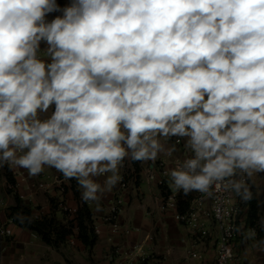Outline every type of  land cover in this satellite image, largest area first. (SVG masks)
Returning <instances> with one entry per match:
<instances>
[{
  "label": "clouds",
  "instance_id": "1",
  "mask_svg": "<svg viewBox=\"0 0 264 264\" xmlns=\"http://www.w3.org/2000/svg\"><path fill=\"white\" fill-rule=\"evenodd\" d=\"M172 138L189 152L169 174L176 191L253 199L264 0H0V167L48 166L92 201L90 176L111 172V191L126 157L152 169Z\"/></svg>",
  "mask_w": 264,
  "mask_h": 264
},
{
  "label": "crops",
  "instance_id": "2",
  "mask_svg": "<svg viewBox=\"0 0 264 264\" xmlns=\"http://www.w3.org/2000/svg\"><path fill=\"white\" fill-rule=\"evenodd\" d=\"M63 5L67 0H59ZM174 144L173 139L167 142L165 147ZM183 147L177 146V151L172 157L165 153H159L155 167L160 161H165L169 168L173 159L182 156ZM150 161H142L140 170L131 162V157H126L118 166L117 174L126 177V186L122 187L120 181L109 186L106 181L112 175L111 172L99 176H90L93 182L98 183L96 200L84 201L82 199L85 188L78 185L76 179L65 182V201L70 207H80L90 214L92 226L99 227L102 234L97 237L93 247H86L77 237L76 246L68 243L53 247L47 245L41 237L17 224L13 226V237L0 243V264H143L139 261L131 263L129 254H145L150 256V264H202L207 260L213 263V251L216 235L208 239H195L191 232L180 225L172 212L160 211L161 191L154 180L147 176ZM13 182H10L5 170L0 172V219L5 220L18 202L30 210L32 217L37 221L48 218L59 226H66L68 218L53 206L57 190L49 193L40 190V184L50 185L55 178L63 179L62 174L53 168L45 166L44 171L35 176H29L26 169L10 167L6 163ZM23 173L24 182H20L18 174ZM130 177L132 178L131 180ZM21 183L15 193L8 190V185ZM250 184L256 190L257 201H264V175H253ZM190 192L184 199H189L197 194ZM117 197L122 200V213L119 225L126 230L124 235H113L110 226L106 222L110 214V204ZM258 204V203H257ZM99 206V211H97ZM260 222L264 218V203L257 206ZM73 225V223L71 224ZM73 225V232H74ZM259 233L257 236L250 234V227H241L243 235L235 242V250L240 259V264H264V230L261 223L255 225ZM193 250L194 257L189 258L187 251ZM202 258V259H200ZM145 264V263H144Z\"/></svg>",
  "mask_w": 264,
  "mask_h": 264
},
{
  "label": "built area",
  "instance_id": "3",
  "mask_svg": "<svg viewBox=\"0 0 264 264\" xmlns=\"http://www.w3.org/2000/svg\"><path fill=\"white\" fill-rule=\"evenodd\" d=\"M173 142L177 146H182V156L173 159L172 167L165 161H160L156 167L147 170V176L149 178L154 177L157 187L161 191L160 211L164 214L172 212L175 220L187 228L193 238L195 239H208L213 234L216 235V242L213 251V263L219 264L220 258L225 254V248H231V257L225 258L223 264H240V259L237 256L235 250V242L241 237V227L249 226L250 234L253 231L257 236L259 233L258 228L249 225V207L247 203L243 202L240 196L234 189L229 188L227 193L222 189L221 191H213L211 197L206 194L197 193L192 199L184 200L182 197L183 189L176 191L170 184H173L170 177V172L177 166V162H182L183 159L189 155V152L184 148V142L177 141V138H172ZM10 167H15L10 165ZM20 182H24L25 178L23 173L18 174ZM257 175V174H253ZM252 178V177H251ZM132 178L130 177L129 180ZM227 179V178H226ZM232 179L239 180L241 175H237ZM247 181V178L245 177ZM250 181V180H249ZM121 186H126V177H122L120 180ZM21 183H12L8 185V190L15 193ZM214 188V185L212 186ZM40 190L48 191L49 193L57 190V195L54 198L53 206L57 211L66 215L69 223L75 225L74 232L71 237L67 239L69 246H76L77 235L79 234V228L77 225V219L79 217L80 207H70L65 201L66 185L63 179L55 178L53 183L49 186L46 184L39 185ZM211 190V189H210ZM243 191V189H241ZM186 202V204H184ZM122 200L117 197L110 204V214L106 219V222L110 226L111 234L124 235L126 230H123L119 225V218L122 213ZM37 218L36 220H38ZM14 221L7 217L5 220L0 219V243L13 237ZM239 229V231H237ZM94 235L96 237L101 236L102 232L99 227L93 228ZM193 250L187 251L189 258L194 257ZM150 256L145 254H129V261L134 263L139 261L141 263L150 264ZM202 259V258H200ZM202 264H209L207 260H203Z\"/></svg>",
  "mask_w": 264,
  "mask_h": 264
},
{
  "label": "trees",
  "instance_id": "4",
  "mask_svg": "<svg viewBox=\"0 0 264 264\" xmlns=\"http://www.w3.org/2000/svg\"><path fill=\"white\" fill-rule=\"evenodd\" d=\"M141 162L142 161L135 162V167L137 170H140ZM3 169L5 170L9 181L13 182L8 167L3 166ZM251 191L253 193V199L247 202V205L249 207V213L251 216H253L258 213V201L255 188L252 187ZM17 213H19L20 217L23 218V224L19 219L16 218ZM8 217L11 218L19 227L26 228L37 233L43 242L53 247H59L60 245L66 244L67 239L73 235V225H71V223H68L66 226L62 227L57 225L54 220H50L48 218H43L37 221L32 217L30 210L24 208L20 202H18L16 208L11 210V212L8 214ZM77 225L79 228V241H81V243L86 247H93L96 243L97 237L94 235L91 217L86 209H83L79 212Z\"/></svg>",
  "mask_w": 264,
  "mask_h": 264
},
{
  "label": "rangeland",
  "instance_id": "5",
  "mask_svg": "<svg viewBox=\"0 0 264 264\" xmlns=\"http://www.w3.org/2000/svg\"><path fill=\"white\" fill-rule=\"evenodd\" d=\"M190 199H192V197L189 198V199H184V200L186 201V200H190ZM184 204H186V202ZM247 223L249 225H251V226L258 225L259 223H261L260 222V217L258 216V214H255V215L251 216V214L249 213V221ZM242 235H243V238H244L245 235L243 233V230H242Z\"/></svg>",
  "mask_w": 264,
  "mask_h": 264
}]
</instances>
